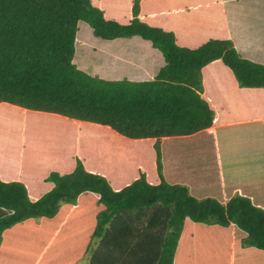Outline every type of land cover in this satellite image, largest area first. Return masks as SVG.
I'll list each match as a JSON object with an SVG mask.
<instances>
[{
  "label": "trees",
  "instance_id": "1",
  "mask_svg": "<svg viewBox=\"0 0 264 264\" xmlns=\"http://www.w3.org/2000/svg\"><path fill=\"white\" fill-rule=\"evenodd\" d=\"M127 1V21L121 22L112 17L120 14L121 0H0V108L24 113L17 115L24 124L38 125L37 118L47 115L71 121L74 126L64 125L72 132L69 139L76 138L78 159L50 170L17 151L5 156L15 174L23 172L32 181L43 177L53 187L34 201L23 181L0 177V264H178L183 245L208 249L202 260L193 253L188 264H242L240 256L213 258L208 247L227 241L253 247L248 264H264V202L239 192L226 203L210 194L199 198L187 184L168 182L163 163L164 143L218 121L215 107H220L204 92L213 95L215 83L233 84L232 77L240 87L264 89V64L242 57L225 37V28L198 45L197 32L178 34L164 23L167 0ZM178 1L191 12L211 5L209 0ZM143 8L152 13L150 22L140 17ZM80 21L104 39L139 35L151 41L165 65L154 79L143 81L88 73L74 62ZM211 64L227 71L230 81L217 79L207 87L214 77ZM12 110L2 119L15 120ZM86 122L130 139H155L160 182H149L142 168L139 177L116 182L133 179L114 189L102 170L79 158L84 142L80 124ZM260 131L257 141L264 137ZM209 183L207 191L215 187ZM248 189L264 200V178ZM234 227L244 234L241 239H234Z\"/></svg>",
  "mask_w": 264,
  "mask_h": 264
},
{
  "label": "crops",
  "instance_id": "2",
  "mask_svg": "<svg viewBox=\"0 0 264 264\" xmlns=\"http://www.w3.org/2000/svg\"><path fill=\"white\" fill-rule=\"evenodd\" d=\"M209 2H211V5L207 4L205 6L209 7V10H211L210 14L204 10H199L198 7L194 8V11L191 12L189 6L186 5L187 3L182 2L181 4L178 0L174 1L172 8L170 7L166 11L167 17L164 23L171 27V29L173 28L176 30L178 34L183 32L191 34L192 31L197 32L199 37L197 45L205 42L210 37H216V33H213V31L225 28V37L233 41L235 48L242 57L264 64V0H209ZM198 3H201V1L198 0ZM151 14L152 13H147V10L143 8L140 17L150 22ZM201 18L207 21L208 27L206 23L202 24ZM81 24H83V21L80 22V25ZM90 31L91 36L88 35L86 38L82 39L83 43H81L79 41L81 38V28L78 30L76 53L74 56V62L76 64L79 60L77 56L82 47H84V50L91 58H94V54L97 52V48L93 47L95 42H98L99 48L103 46L105 53H107V56L103 55L102 59L106 58L108 66H111L114 71H119L121 73L112 79L127 77L136 81L152 80L158 74L160 68L166 63L162 52L152 46L151 41L139 35L128 38L104 39L98 36L95 37L96 35L93 28H90ZM93 34L95 36H93ZM99 59L100 58H98V60ZM216 63L217 62L214 64ZM214 64H211L210 67ZM78 67L91 71L92 75H98V72H94L89 66L78 65ZM231 79L234 80L233 84H231V88L227 83L219 82L215 83L214 87L217 92L213 95L207 96L204 92V96L209 98L212 103H217L216 106H222L224 110H228V113H224L221 108H218V110H216L215 120L217 121L218 119V121L215 122L212 127L184 138L173 137L167 163L164 160L166 149H163L164 175L166 180L170 183L187 184L191 192L199 198H203L210 194L219 197L222 202L226 203L236 192H239L249 195L256 203H263V199H257L254 192L248 191V187L252 186V181L246 179V181L239 182L238 174L236 173L237 170L235 168L229 169V166L223 168L221 164L218 165L220 180L219 182L213 183L215 187L207 191L204 187L211 183H204L196 176V173L198 171L202 172L203 168H182L177 155H173L174 149L172 148L175 146L177 140L185 139L192 143L196 137L203 134H206L209 139H213L214 145H217V151L220 150L222 148L220 143H225L227 141V139L222 138L221 129L223 127H230L231 129L242 127L240 130L247 134H251L250 137L247 135L248 140L245 141V143L255 144L256 146L259 141H261L264 145V137L259 141L256 139V131H264V89L240 87L235 77ZM238 99H243V101L239 102ZM231 103H233V110H231ZM252 104L256 106L254 109L250 108ZM235 105H241L237 111L234 110ZM233 112L236 113L234 114ZM240 116L242 118L238 119ZM211 128H214V130ZM190 143L184 145L183 150H186L187 147L190 146ZM245 143L241 144V146H244L243 151H245ZM254 150L258 152L259 148L256 147ZM180 167L182 168L181 171ZM262 167L264 169V164ZM136 168L138 171L142 169L140 165H137ZM165 168H167V172ZM72 169L73 167L70 166L69 170ZM225 170H228V173H225ZM243 174L246 176L249 175L246 170L243 171ZM185 175L188 176L186 177ZM105 176L108 177L116 190L121 189L130 183L131 180L139 177V175H135L130 181L116 183L109 178L110 176ZM0 177L4 181H23L28 187L31 199L34 201L39 199L46 191L53 187V184L48 185V183L42 182L43 177L36 178L32 181L28 179L23 172L20 173L19 171L18 174H15L14 167L8 162L4 163V158H0ZM147 178L151 183H158L161 180L160 178L156 179V175L151 178L147 174ZM245 188L248 190H245ZM260 205L264 207V204ZM243 236L244 234L239 231L237 227L233 228L234 239H241ZM203 248L206 247L199 245H194L192 247L183 245L178 258L179 262L181 264H188L193 253L197 255L194 259L202 260L205 255L203 251L208 250ZM208 248L209 250H214L213 258H219L223 254H228V256L234 260L236 256H240L242 257V264L252 262L253 259L251 260L249 258L250 252L256 251L253 247L247 248L244 247L242 243L236 244L232 241H227L225 243L221 242L218 246L214 245V247Z\"/></svg>",
  "mask_w": 264,
  "mask_h": 264
},
{
  "label": "rangeland",
  "instance_id": "3",
  "mask_svg": "<svg viewBox=\"0 0 264 264\" xmlns=\"http://www.w3.org/2000/svg\"><path fill=\"white\" fill-rule=\"evenodd\" d=\"M127 6L128 1L121 0L119 7L120 14H114L112 17L115 16L121 22H126ZM167 6L168 9L171 7L170 0H167ZM203 9L205 12H209L206 6H204ZM162 10L166 11L165 3L162 6ZM130 11L132 12L131 7ZM80 22L79 30L81 28V38L83 37L84 39L88 35L91 36L90 28L92 29V27L85 21H83L81 25ZM93 36L95 35L93 34ZM93 47L97 48L94 58H91L84 50V47H82L77 56V59H79L77 64L89 66L94 72H98V76L103 78L112 79L120 75L121 73L119 71H114L111 66H108L106 58L102 59L103 55L107 56L103 46L99 48L98 42H95ZM98 58L100 59L98 60ZM79 68L83 69L82 67ZM211 69L213 70L214 77L211 81L206 82L207 87L212 86L217 79L230 81V79H228L229 74L227 71H224L219 64L211 67ZM87 72L91 73V71ZM230 73L232 74L231 71ZM124 78L127 77L121 79ZM227 84L231 88V84ZM238 101L242 102L243 99H238ZM240 106L241 105H235L234 110L237 111ZM215 108L218 110L217 107ZM220 108L224 113H228V110H224L222 106ZM11 110L10 108H0V158H5L11 151L12 154L13 151H17L30 162L47 164L50 170L56 169L53 167L54 164L55 166H59L60 163L78 160L74 156L76 138L69 139L72 132L66 128L67 124L75 125L71 121L55 119L47 115L37 118L41 120L38 125H34L32 121L24 124L21 122V119L17 117V115H23L24 113H20L17 110H12L11 112L15 120L11 117L6 120L5 118L2 119L4 112ZM231 110H233V103H231ZM64 124H66V127ZM80 127L83 128L84 142L80 143L83 148H81V151H78V153L81 154L79 158L86 161L89 167H93L98 172L102 170V175L110 176L109 178L115 182L128 180L133 178L134 175H140L141 173L136 168L139 164L144 172H147L151 178L155 175L156 177L158 176L157 151L154 147L155 139L151 140V142L148 141L149 139L142 141L130 139L118 134L108 126L90 122L80 124ZM241 128L236 127L231 129L230 127H223L221 129L222 138L227 139V141L225 143H220L222 148L218 151L217 145H214L213 139H209L206 134H203L196 137L192 143L185 139L177 140L175 146L172 148L174 149L173 155H177L182 168H206L203 172H195L196 176L204 183L219 182L218 165L220 164L223 168L227 166H229V169L235 168L237 170L236 173L238 174L239 182L246 181V179L252 182L256 180L262 181L264 178V173L262 172V170H264L262 167L264 164V151L257 152L254 150V148L261 146L260 143L256 146L255 144L245 143V141L248 140L247 135L250 137L251 134L245 133L240 130ZM235 131L238 132L236 133ZM260 134L261 137H263L264 131L261 130ZM67 139H69V141H67ZM172 142L173 138L168 140L165 145L163 140V149H166L164 157L166 163L168 162V153L171 150L170 144ZM189 143L190 146L187 147L186 150H183V146ZM242 143H245V151H243L244 146H241ZM7 145H9V148L6 147ZM251 167L252 169H250ZM182 168L180 167V171ZM165 169L167 172V168ZM245 170L249 173L248 176L243 174ZM225 173H228V170H225ZM185 176L187 177L188 175Z\"/></svg>",
  "mask_w": 264,
  "mask_h": 264
}]
</instances>
